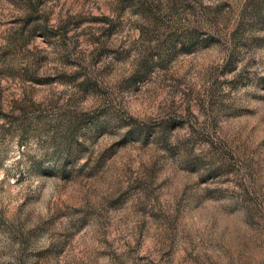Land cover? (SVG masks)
<instances>
[{
    "label": "rangeland",
    "instance_id": "rangeland-1",
    "mask_svg": "<svg viewBox=\"0 0 264 264\" xmlns=\"http://www.w3.org/2000/svg\"><path fill=\"white\" fill-rule=\"evenodd\" d=\"M0 264H264V0H0Z\"/></svg>",
    "mask_w": 264,
    "mask_h": 264
}]
</instances>
